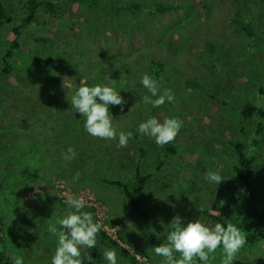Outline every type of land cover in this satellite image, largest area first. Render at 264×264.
<instances>
[{
  "label": "rangeland",
  "instance_id": "374dc122",
  "mask_svg": "<svg viewBox=\"0 0 264 264\" xmlns=\"http://www.w3.org/2000/svg\"><path fill=\"white\" fill-rule=\"evenodd\" d=\"M25 1L0 0L12 18L0 30V251L23 257L24 264H50L57 237L47 229L68 210L61 185L74 192L88 189L105 203L106 222L147 264H164L152 248L167 242L176 215L211 226L217 222L208 211L238 224L245 235L250 220L230 142L244 141L255 157L251 183L259 209L264 135L257 137L255 130L258 110H264V0H39L33 20L20 27L17 46L6 56ZM128 3L137 10L122 11ZM145 72L160 82L161 93L172 90L173 103L159 108L143 103L150 95L140 83ZM81 82L120 91L127 101L123 111L119 106L109 111L114 126L133 136L121 148L118 140L84 130L85 138L74 142L83 163L73 168V158L63 155L68 148L52 140L65 134L59 116L74 128L83 119L70 104ZM151 116L183 122L172 143L161 148L138 132V124ZM137 165L152 174L141 196L146 219L121 188L102 180L120 179L132 188ZM208 169L224 178L218 186L205 180ZM83 211L93 215L87 206ZM119 247L126 254L97 239L95 248L82 250V264H106L105 249L116 251L118 264H138ZM214 256L209 264H221L222 248ZM234 264H264V239L242 247Z\"/></svg>",
  "mask_w": 264,
  "mask_h": 264
},
{
  "label": "clouds",
  "instance_id": "9594fccd",
  "mask_svg": "<svg viewBox=\"0 0 264 264\" xmlns=\"http://www.w3.org/2000/svg\"><path fill=\"white\" fill-rule=\"evenodd\" d=\"M106 79L111 80L109 77ZM140 83L150 93L142 97L145 105L159 108L166 102L175 101L172 90L164 89L161 93L160 82L147 72L141 76ZM126 103L120 91L107 83L89 86L81 82V86L75 89L70 100L72 109L84 118V130L90 136L118 140V146L121 148L127 146L133 133L118 130L113 124V115L109 109L110 106H119L123 111ZM182 127L183 122L179 117H165L160 120L151 116L140 122L137 130L163 148L175 140ZM63 155L65 159H72L76 153L69 147ZM204 178L209 184L216 186L224 180L219 171L212 169L205 172ZM36 191L39 192L40 189L36 188ZM66 204V214L56 221V225L49 224L47 229L52 236L57 237V246L50 264H82V250L96 247L97 234L103 227L98 220L94 221L90 212L83 211L86 205L83 196L70 195ZM169 224L167 242L152 248L155 255L164 258V264H196L197 260L201 264H209L210 259L215 258L214 254L218 248H222L221 264H234L237 254L246 243L244 231L234 223H215L210 226L200 219L185 222L184 218L176 215ZM175 253H179V258ZM102 258L106 264H118L114 249H105ZM10 259L13 264H24L21 256L13 255Z\"/></svg>",
  "mask_w": 264,
  "mask_h": 264
},
{
  "label": "trees",
  "instance_id": "16d2710c",
  "mask_svg": "<svg viewBox=\"0 0 264 264\" xmlns=\"http://www.w3.org/2000/svg\"><path fill=\"white\" fill-rule=\"evenodd\" d=\"M82 3L87 4H96L100 0H79ZM40 5L39 0H26L22 9L24 11V16L20 18V24L17 26H14L12 28V33L15 35V38L10 42L9 47L7 48L5 54L6 56H10L12 49H14L17 46L16 37L18 36V32L20 30V27L24 25L25 23H29L33 20L34 14L37 10V8ZM51 6V4H49ZM138 8L137 4L135 3H128L122 7L126 11H136ZM12 18L10 15H8V10L5 7V5L0 2V30L4 23L11 22ZM57 108L56 112H59L60 106L56 105ZM259 115V122L257 123L255 135L257 137H261L264 135V110L259 109L258 110ZM59 122L62 124V127L65 130V134L63 136V139L61 141H57V139H53L52 141L56 143V145H61L63 148H73L76 155L73 158L74 160V166L71 165V167H75L76 165L82 166L81 162V153L82 149L77 148L74 145L75 141H78L80 138H85L84 131V118L80 119L79 122H75L77 125L75 128L72 123L68 122V120L63 116H59L58 118ZM243 130V126H241ZM244 131V130H243ZM258 138L255 139L253 142L257 143ZM230 144L232 145L235 156H236V164L234 165V172L241 182V184L244 187L245 190V211L249 217L250 220V228L249 231L245 234L246 236V243L243 246V248H252L255 246L259 241L264 239V204H262L261 208L257 209L255 207V193L252 188L251 183V177H252V171L253 166L255 162V157L248 153L247 146L244 141L242 140H235L231 141ZM100 158L98 157L96 161H94L92 164V168H96V166L99 165ZM81 172V171H80ZM152 176L151 173H142L140 170V167L137 165L135 169V176H134V185L132 188H130L125 182H123L120 179H102L104 182H107L111 185L117 186L121 188L122 192L125 196L129 199L132 209L135 212H138L141 216H143L144 219L147 218L146 212L142 208L141 205V196L143 193V190L148 183L150 177ZM77 180H79V176L74 177ZM73 178V179H74ZM205 214L208 215L210 218L215 220L217 223H223L227 224V218L225 216L212 214L208 211H205ZM93 216V215H92ZM94 219V217H93ZM1 223V219H0ZM149 225L146 227L148 228ZM97 239L99 242L105 246L118 249L119 253L122 255L126 254L123 249H121L116 241L112 240L110 237H108L102 230L98 232ZM133 260V257L131 258ZM0 264H13V261L10 259V257L4 252L0 251Z\"/></svg>",
  "mask_w": 264,
  "mask_h": 264
},
{
  "label": "built area",
  "instance_id": "2783aa9c",
  "mask_svg": "<svg viewBox=\"0 0 264 264\" xmlns=\"http://www.w3.org/2000/svg\"><path fill=\"white\" fill-rule=\"evenodd\" d=\"M62 193L61 196L63 199H67L68 196H83L86 201L87 207H89L92 210L94 221L98 220L102 225V231L110 237L112 240L116 241V243L123 247L127 252L132 254L133 258L137 261L138 264H147V259L144 255H142L140 252L135 251L134 249L130 248L126 243L120 240V237H118V233L116 231L115 227L110 226L106 220H107V213H108V207L105 203H103L94 193H92L88 189H80L78 191H72V189L68 186L61 185Z\"/></svg>",
  "mask_w": 264,
  "mask_h": 264
}]
</instances>
